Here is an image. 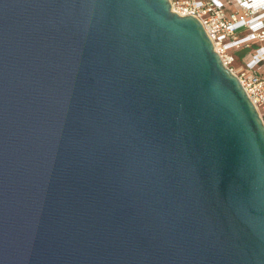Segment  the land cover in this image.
<instances>
[{"label": "water", "instance_id": "water-1", "mask_svg": "<svg viewBox=\"0 0 264 264\" xmlns=\"http://www.w3.org/2000/svg\"><path fill=\"white\" fill-rule=\"evenodd\" d=\"M0 264H264V124L169 0H0Z\"/></svg>", "mask_w": 264, "mask_h": 264}, {"label": "built area", "instance_id": "built-area-1", "mask_svg": "<svg viewBox=\"0 0 264 264\" xmlns=\"http://www.w3.org/2000/svg\"><path fill=\"white\" fill-rule=\"evenodd\" d=\"M179 15L198 19L222 64L239 80L264 124V0H169ZM252 42L260 43L251 47ZM249 48L240 57L235 51Z\"/></svg>", "mask_w": 264, "mask_h": 264}, {"label": "crops", "instance_id": "crops-1", "mask_svg": "<svg viewBox=\"0 0 264 264\" xmlns=\"http://www.w3.org/2000/svg\"><path fill=\"white\" fill-rule=\"evenodd\" d=\"M259 45H260V43H258V42H252V43H251V47H257V46H259ZM248 50H249V48H247V49H245V48L239 49V50L235 51V56L238 58V57H240L244 52H246V51H248ZM259 72H260L261 75L264 76V65H260V66H259Z\"/></svg>", "mask_w": 264, "mask_h": 264}, {"label": "bare ground", "instance_id": "bare-ground-1", "mask_svg": "<svg viewBox=\"0 0 264 264\" xmlns=\"http://www.w3.org/2000/svg\"><path fill=\"white\" fill-rule=\"evenodd\" d=\"M172 10V9H171Z\"/></svg>", "mask_w": 264, "mask_h": 264}]
</instances>
